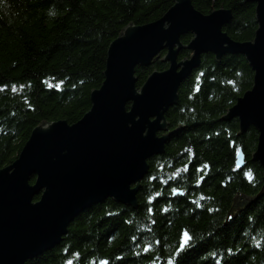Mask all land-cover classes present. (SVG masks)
Instances as JSON below:
<instances>
[{
    "label": "trees",
    "instance_id": "obj_1",
    "mask_svg": "<svg viewBox=\"0 0 264 264\" xmlns=\"http://www.w3.org/2000/svg\"><path fill=\"white\" fill-rule=\"evenodd\" d=\"M191 4L203 15L231 11L223 32L236 42L253 39L255 7L246 0ZM172 5L0 0V169L17 158L39 124L79 121L90 109V93L103 82L110 43L126 26L152 23ZM191 38L186 34L180 41L185 47ZM164 54L136 67L137 88L152 72L168 68ZM190 54L182 49L177 60ZM252 79L240 55L220 61L203 55L165 115L172 133L163 153L147 161L137 208L107 199L76 217L58 246L25 264H264V196L251 203L240 198L256 196L263 185L262 170L251 158L258 133L250 127L239 134L236 118L221 120Z\"/></svg>",
    "mask_w": 264,
    "mask_h": 264
},
{
    "label": "water",
    "instance_id": "obj_2",
    "mask_svg": "<svg viewBox=\"0 0 264 264\" xmlns=\"http://www.w3.org/2000/svg\"><path fill=\"white\" fill-rule=\"evenodd\" d=\"M246 2L255 7L256 23L248 42L223 32L231 11L203 15L191 0H173L160 19L122 30L108 46L103 82L90 93L83 117L71 125L39 124L17 158L0 169V264H24L58 246L76 217L107 199L137 208L147 161L163 153L172 133L165 115L176 105L180 85L209 53L216 61L240 55L253 73L251 88L221 120L236 118L239 134L250 127L257 131L251 158L262 170L263 185L256 196L240 198L251 203L264 196V0ZM186 34L192 38L184 47L180 38ZM182 49L191 54L178 61ZM162 52L168 68L152 72L137 88L136 67L150 66ZM236 166L244 167L241 152Z\"/></svg>",
    "mask_w": 264,
    "mask_h": 264
},
{
    "label": "snow or ice",
    "instance_id": "obj_3",
    "mask_svg": "<svg viewBox=\"0 0 264 264\" xmlns=\"http://www.w3.org/2000/svg\"><path fill=\"white\" fill-rule=\"evenodd\" d=\"M186 247V245L182 244L181 245V248L184 249ZM66 264H73V261L72 260H68L66 261ZM101 264H107L106 261H102Z\"/></svg>",
    "mask_w": 264,
    "mask_h": 264
},
{
    "label": "rangeland",
    "instance_id": "obj_4",
    "mask_svg": "<svg viewBox=\"0 0 264 264\" xmlns=\"http://www.w3.org/2000/svg\"><path fill=\"white\" fill-rule=\"evenodd\" d=\"M159 57H160V56H159ZM159 57H158V58H159ZM128 106H129V105H128ZM128 106H127V108H128ZM67 230H68V228H67ZM31 260H32V259H31ZM28 261H30V260H28ZM24 264H25V263H24Z\"/></svg>",
    "mask_w": 264,
    "mask_h": 264
}]
</instances>
